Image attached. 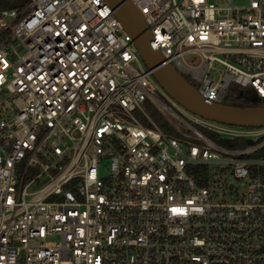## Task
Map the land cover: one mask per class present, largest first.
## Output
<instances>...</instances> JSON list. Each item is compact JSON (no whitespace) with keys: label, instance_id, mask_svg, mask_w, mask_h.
<instances>
[{"label":"built area","instance_id":"built-area-1","mask_svg":"<svg viewBox=\"0 0 264 264\" xmlns=\"http://www.w3.org/2000/svg\"><path fill=\"white\" fill-rule=\"evenodd\" d=\"M128 1L203 101L264 106V0ZM0 264H264V127L170 100L104 0L1 8Z\"/></svg>","mask_w":264,"mask_h":264},{"label":"water","instance_id":"water-1","mask_svg":"<svg viewBox=\"0 0 264 264\" xmlns=\"http://www.w3.org/2000/svg\"><path fill=\"white\" fill-rule=\"evenodd\" d=\"M26 0H0V7L19 8ZM122 30L131 39L143 65L163 93L189 114L217 124L239 128H263L264 106L254 109H236L221 104L206 103L195 89L165 63L159 53L150 47V35L140 14L128 0H104ZM247 144L249 142L247 141Z\"/></svg>","mask_w":264,"mask_h":264},{"label":"trees","instance_id":"trees-1","mask_svg":"<svg viewBox=\"0 0 264 264\" xmlns=\"http://www.w3.org/2000/svg\"><path fill=\"white\" fill-rule=\"evenodd\" d=\"M183 78L190 86L193 87V85L186 77ZM220 104L229 108L236 109H254L260 107L259 102L254 100L249 92L233 85L227 88ZM151 117L161 129H165L164 123L155 113H152ZM225 143L226 142L224 141L221 142V144L226 145Z\"/></svg>","mask_w":264,"mask_h":264},{"label":"rangeland","instance_id":"rangeland-1","mask_svg":"<svg viewBox=\"0 0 264 264\" xmlns=\"http://www.w3.org/2000/svg\"><path fill=\"white\" fill-rule=\"evenodd\" d=\"M27 5V4H26ZM26 8H25V6H23L22 7V10H25ZM185 60L186 61H188V62H192V63H194V61L196 62V58L195 57H193V56H187V57H185ZM222 70V69H221ZM190 83L195 87V83L194 82H191L190 81Z\"/></svg>","mask_w":264,"mask_h":264}]
</instances>
